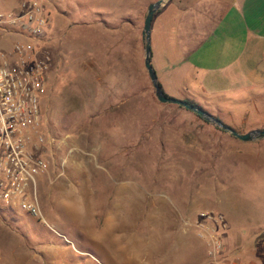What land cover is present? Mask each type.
I'll list each match as a JSON object with an SVG mask.
<instances>
[{"label": "rangeland", "instance_id": "374dc122", "mask_svg": "<svg viewBox=\"0 0 264 264\" xmlns=\"http://www.w3.org/2000/svg\"><path fill=\"white\" fill-rule=\"evenodd\" d=\"M21 1L0 0V12ZM40 1L41 132L55 141L42 154L40 219L0 206V264H204L192 227L204 210L227 226L224 259L264 264V139L241 142L155 99L140 32L156 0ZM177 15L167 0L150 24L164 95L240 134L264 127V87L205 94L176 64Z\"/></svg>", "mask_w": 264, "mask_h": 264}, {"label": "built area", "instance_id": "2783aa9c", "mask_svg": "<svg viewBox=\"0 0 264 264\" xmlns=\"http://www.w3.org/2000/svg\"><path fill=\"white\" fill-rule=\"evenodd\" d=\"M46 28L40 0H24L0 12V206L40 219L37 181L47 171L44 148L54 145L41 132L39 103L45 93L48 58L36 50ZM13 38L10 47L2 44ZM204 246V264H243L224 259L227 226L222 215L198 212L192 221Z\"/></svg>", "mask_w": 264, "mask_h": 264}, {"label": "crops", "instance_id": "0c3cea01", "mask_svg": "<svg viewBox=\"0 0 264 264\" xmlns=\"http://www.w3.org/2000/svg\"><path fill=\"white\" fill-rule=\"evenodd\" d=\"M176 6V64L198 75L203 93L264 87V0H176Z\"/></svg>", "mask_w": 264, "mask_h": 264}, {"label": "water", "instance_id": "95a60500", "mask_svg": "<svg viewBox=\"0 0 264 264\" xmlns=\"http://www.w3.org/2000/svg\"><path fill=\"white\" fill-rule=\"evenodd\" d=\"M165 1L167 0H156L155 2L148 5L146 9V14L143 18L142 28L140 32V39H141V43L143 47V68L146 71L148 80L153 89V94H154L155 99L161 104H172V105H176L178 107L184 108L192 112L196 116L200 117L207 123L217 127L221 131L231 135L233 138L241 142H254V141L264 139V127H262L261 129H256V130L244 133V134H240V133L233 131L229 127L223 125L220 121L213 118L211 115L204 112L197 106L191 103H188L185 101H179V100H176V99H173V98H170L164 95V93L162 92L157 82L155 72L150 63L149 33H150V24H151L153 14Z\"/></svg>", "mask_w": 264, "mask_h": 264}, {"label": "trees", "instance_id": "16d2710c", "mask_svg": "<svg viewBox=\"0 0 264 264\" xmlns=\"http://www.w3.org/2000/svg\"><path fill=\"white\" fill-rule=\"evenodd\" d=\"M166 96V95H165Z\"/></svg>", "mask_w": 264, "mask_h": 264}]
</instances>
